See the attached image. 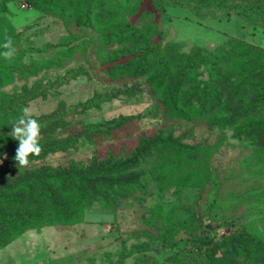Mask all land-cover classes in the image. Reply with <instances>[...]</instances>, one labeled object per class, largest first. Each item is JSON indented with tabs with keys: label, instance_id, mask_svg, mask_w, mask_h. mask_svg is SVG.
<instances>
[{
	"label": "rangeland",
	"instance_id": "obj_1",
	"mask_svg": "<svg viewBox=\"0 0 264 264\" xmlns=\"http://www.w3.org/2000/svg\"><path fill=\"white\" fill-rule=\"evenodd\" d=\"M33 2L0 0V133L12 129L24 108L34 119L59 113L57 118L68 121L49 137L66 139L71 149L50 154L46 163L52 166L93 156L127 158L144 137L178 139L195 150L186 155L185 147H153L139 166L158 172L145 189L118 197L114 207L96 203L78 224L29 229L0 248V264H264V110L232 126L221 123L227 116L223 108L208 103L198 104L189 119L172 115L162 86L149 83V75L109 70L115 64L111 53L120 45L98 39L100 30L116 28L115 19L96 17L105 7H93L89 28L76 23L70 6L64 15L44 14ZM261 3L262 11L257 7L254 14L231 9L230 20L220 19L227 6L167 5L164 14L159 6L139 24L164 28L161 51L172 38L183 40L173 48L178 69L183 59L178 55L197 43L214 48L229 35L264 45ZM151 6L144 0L140 8ZM7 38L15 49L10 61L2 55ZM199 72L202 81L209 78L208 69ZM129 88L134 94L125 93ZM4 151L2 169L11 161Z\"/></svg>",
	"mask_w": 264,
	"mask_h": 264
},
{
	"label": "trees",
	"instance_id": "obj_2",
	"mask_svg": "<svg viewBox=\"0 0 264 264\" xmlns=\"http://www.w3.org/2000/svg\"><path fill=\"white\" fill-rule=\"evenodd\" d=\"M33 1L35 4L32 7L44 14L56 12L64 15L70 6L75 11L76 23L89 28L94 26L93 7H105L106 12L96 17L100 21L108 19L112 22L115 19L116 28L109 32L100 30L98 39L120 45V49L111 53L115 64L109 70L128 72L131 77L149 75V83L156 88L162 86L164 104L172 107V115L189 119L196 113L198 104L205 106L208 103L212 109L223 108L227 116L221 123L232 126L233 123H242L249 116L256 118L264 110V45L252 44L237 37L230 38L229 35L216 43L218 46L214 48L197 43L190 52L178 55H183V59L178 60L181 66L177 69L173 65L174 56L177 55L173 48L183 40L172 38L174 42H167L161 51L164 28L158 27L157 23L146 27L139 24L144 16L153 17L154 10L159 6H162V14L167 5L193 9L197 5L208 4L227 6L220 19L230 20L233 17L231 9L236 8L238 15L244 12L252 14L251 10L257 7L262 11L261 1L264 0H151L152 6L148 9L140 8L144 0ZM237 1L246 2V5L241 7ZM156 36L160 38L159 42L155 40ZM126 42L130 44L127 47L124 46ZM201 67L209 71V78L204 81L199 78ZM201 82L206 84L205 88H200ZM132 90L126 89L125 93L134 94ZM26 99L21 100V104ZM181 105L187 110L181 111ZM58 116L52 114L37 119L41 124L42 139L39 142L42 152L39 156L29 157V166L33 162H41L36 166L20 168L14 159L19 141L10 135L12 129L0 133V153L5 150L11 155L10 166L0 168V248L32 228L78 224L96 203L106 208L114 207L118 197L128 196L134 189H145V181L158 175V172L139 169V166L148 159L153 147H185L189 149L186 155H192L195 150L193 145H184L178 139L144 137L139 147L127 158L99 160L93 156L86 162L71 161L65 166H52L46 163L50 154L71 149V143L66 139L49 137L55 127L68 121ZM63 116L66 114L63 113ZM260 123L264 126V120ZM113 125L98 127L97 130H106ZM13 172H18L17 176H12Z\"/></svg>",
	"mask_w": 264,
	"mask_h": 264
},
{
	"label": "clouds",
	"instance_id": "obj_3",
	"mask_svg": "<svg viewBox=\"0 0 264 264\" xmlns=\"http://www.w3.org/2000/svg\"><path fill=\"white\" fill-rule=\"evenodd\" d=\"M4 47L8 51L2 53V55L6 60H12L15 55V49L12 47L11 38H7ZM11 127L10 135L19 141L14 159L20 168L28 167L30 164L29 157L31 155L39 156L42 152V146L39 142L42 139L41 124L37 119L33 118L29 108H24L23 114L12 123Z\"/></svg>",
	"mask_w": 264,
	"mask_h": 264
}]
</instances>
